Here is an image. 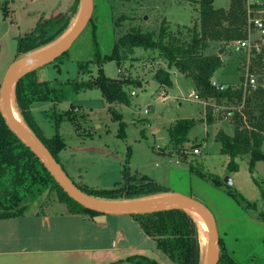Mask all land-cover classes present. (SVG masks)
<instances>
[{"label":"rangeland","instance_id":"1","mask_svg":"<svg viewBox=\"0 0 264 264\" xmlns=\"http://www.w3.org/2000/svg\"><path fill=\"white\" fill-rule=\"evenodd\" d=\"M93 1L94 11L90 23L60 61L47 65L39 71L38 75L42 76L43 80L66 83L95 79L98 77L100 60L110 55L117 40L132 29L145 33H158L164 20L175 28L192 27L199 18V0ZM3 2L8 5L5 4L6 10L0 6V91L10 66L19 59L17 49L22 38L31 33L40 21L60 15L73 17L70 27L62 35L64 36L72 29L81 11L80 3L77 13L72 15L75 0H3ZM230 3L231 0H214V6L217 9H228ZM5 11L8 13L7 16ZM251 38L252 46L247 49L238 48L231 43L211 44L206 51L207 54L219 55V51L226 47L220 56L222 59L227 58L223 60V67L214 76V82L240 88L249 76H253L258 84L264 86V76L250 70L255 57L259 55L254 45L264 38H261L256 31ZM86 62L90 63V74L80 72V64ZM102 68L109 79H124L133 83L126 87L128 97L124 103L109 104L99 87L82 91L77 95L74 101L75 109L72 111L76 113V116L80 115L81 120L77 126L64 121L59 127V135L65 147L59 152L58 160L69 178L75 184L94 192L119 189L124 188L126 184L123 171L128 168L132 175L139 178L144 176L146 180L152 179L171 192L190 194L192 198L202 202L217 215L214 207L215 200L209 194V189L216 187L212 177L220 178L225 183V178L230 177L231 172L228 169L226 172L224 169L228 157L221 153L222 147L216 140V133L220 130L229 135L233 133L232 117L226 118L227 111L231 107L222 105L216 109L215 105L212 106L216 109L214 122L208 125L206 109L212 105L209 104L211 101L206 106L204 100H196L194 82L184 77L176 68L170 69L167 63L152 51L145 52L137 49L132 59L123 62L121 66H118L115 61H108L102 64ZM159 69L170 73L172 87L162 86L154 79ZM164 91L165 99L159 97ZM133 92L135 95H132ZM14 99L16 104V94ZM46 106L37 104L36 108L44 110ZM70 106L71 103L64 102L59 105L58 110L65 112ZM39 111L40 109H37L35 112L36 122L44 136L51 138L56 134L55 129ZM19 113L21 115L20 111ZM115 114L119 116V119H115ZM182 120L195 121V125L189 133V141L175 147L170 138V129ZM180 147L190 150L191 153L193 149L199 147L201 154L181 157L178 154ZM178 157L181 161L187 160L207 177L199 176L191 168L177 166L175 162ZM236 162L240 167V177L247 186L243 189L244 193L247 192V196L252 198L249 193L251 185L256 193L255 201L251 202L257 203L258 209H248L233 197L231 198L245 213L259 217L262 213L259 211H264V201L254 179L264 188V161L256 164L253 173L249 170V156L240 157ZM199 177L201 181L198 180ZM198 183H201L205 192L197 189ZM229 187L237 191L233 185L227 184L222 189L227 191ZM168 195L171 194L164 196ZM142 199L144 198L137 200ZM55 201L58 202L56 194L47 192L37 201L29 204L27 214L45 211L51 216L50 204ZM56 207L58 210L66 209L62 204H57ZM108 217L111 221L118 222L119 229L124 232L123 235H126L123 245H116L115 241L113 243L116 247L124 246L120 248L122 250L120 258L128 259L131 256L144 255L155 259L160 264H176L157 248L153 238L145 235L139 222L132 215H109ZM197 226L199 228L198 223ZM87 227L89 224L87 226L84 224L82 229L83 237L89 242L85 246L95 247L97 242L94 241L95 238L92 239L94 226L90 224L92 228ZM107 233L109 235L111 230ZM103 237L102 241L105 243L102 246L110 245L111 239ZM254 239L252 234L244 237L246 245L245 249H242L244 254L242 257L247 256V249L251 247ZM77 242L76 239L67 240L66 247L81 246ZM47 244L52 243L49 241L45 245ZM248 245L249 248H247ZM128 249L133 251L127 252ZM249 254V260L243 261L242 264H251V259L254 260L253 264H264L262 246L250 248ZM104 262L103 260L98 264ZM123 264L131 263L123 261Z\"/></svg>","mask_w":264,"mask_h":264},{"label":"trees","instance_id":"2","mask_svg":"<svg viewBox=\"0 0 264 264\" xmlns=\"http://www.w3.org/2000/svg\"><path fill=\"white\" fill-rule=\"evenodd\" d=\"M5 4L8 5L1 0L0 6L4 10H6ZM79 5L80 0H75L72 15L77 13ZM198 8L199 18L192 27L172 28L164 20L158 33H145L132 29L120 37L112 53L100 60L98 77L95 79L66 83L41 80L38 75L40 69L18 81L15 92L17 108L22 117L24 116L28 128L58 162L59 152L65 147L59 135L60 123L68 121L77 126L81 120V116H76L72 111L75 109L74 101L77 95L82 91L99 87L109 104L126 102L128 97L126 87L133 82L107 78L102 64L115 61L121 66L123 62L132 59L137 49H142L145 52L157 53L170 69L174 67L184 77L191 79L198 97L207 102L213 101L216 109L222 105L231 109L242 107L241 112H233V135L220 130L216 140L221 144V153L230 158L227 168L229 172L239 170L236 159L244 156H249V170L251 173L254 172L256 164L264 161V86L258 84L260 87L251 93H245L243 84L240 88L229 85L223 91L216 89L212 82L215 73L223 67L224 61L222 56L206 52L212 43L228 45L235 41L249 40L250 31H253L248 23L246 3L244 0H231L228 9H217L214 0H199ZM5 14L8 15L7 11ZM72 19L73 17L60 15L40 21L31 33L20 40L17 58L57 41L70 27ZM259 42L258 40L257 43ZM261 45V49L256 51L259 55L255 57L250 70L264 76V41ZM63 56L52 64H56ZM89 64L88 62L80 64V72L90 74ZM154 79L162 86H173L171 75L167 70L159 69ZM64 102L71 103V106L69 110L59 112L58 106ZM36 104L49 105V108L42 113L55 129L56 134L51 138L44 136L36 122L33 112V106ZM212 106L214 105L206 109L208 125L214 122L216 109ZM118 117L115 114V119H119ZM194 125L195 121L182 120L171 127L170 138L175 147L189 141L188 136ZM183 162L188 163L187 160ZM190 168L199 176L207 177L192 164ZM123 172L126 181L124 188L94 192L76 185L87 195L105 201L137 200L166 195L170 192L152 179L146 180L144 176L139 178L132 175L128 168ZM212 178L217 188L226 186L220 178ZM136 181L137 183H132ZM254 181L264 201V188L256 179ZM47 192L51 194L54 192L58 202L64 204L70 214L91 218L101 216L100 213L83 207L64 192L39 157L11 131L0 113V219L26 215L29 204L37 201ZM227 192L244 207L257 209V203L249 201L240 192L231 187L227 188ZM133 217L139 222L145 235L153 238L157 248L174 263L202 264L201 234L197 223L188 212L169 210L137 214ZM260 218L264 221V213L260 214ZM127 261L132 264H160L144 255L131 256ZM219 264H237L228 254L221 239Z\"/></svg>","mask_w":264,"mask_h":264},{"label":"crops","instance_id":"3","mask_svg":"<svg viewBox=\"0 0 264 264\" xmlns=\"http://www.w3.org/2000/svg\"><path fill=\"white\" fill-rule=\"evenodd\" d=\"M226 59V57H223V60ZM40 79L43 80V77L41 76ZM139 86L142 87V84L139 83ZM163 96L166 97L165 91L161 92L159 97L165 99ZM209 104L215 105L213 101ZM36 106L37 104L33 106L34 114L37 109H40L39 113H42L49 108V105L44 110L43 108H36ZM176 159V161H181L179 157ZM229 161L230 158L228 157L224 167L226 172ZM240 173V167L237 172L230 173L229 178L232 180L233 186L246 199L255 201L256 193L251 188V185L249 188L251 192L249 190V193L252 195V198L247 196V192L244 193L243 189L247 186L242 181ZM198 180L201 181L200 177ZM197 189L205 192L201 183H198ZM169 194L191 197L190 194L183 192L170 191ZM209 194L215 200L214 207L217 215L210 208L209 210L215 217L219 238L223 241L228 254L237 264H242L243 261L247 262L249 260L250 248L262 246L264 262V221L260 216H252L249 213H245L234 202L228 192L222 188L213 187L209 189ZM57 204L62 203L55 201L50 204V209L52 210L51 216L53 218L50 214L45 213V211H35L33 214H26L17 218L0 219V264H95L94 262L98 264L103 260L105 261L103 264H123V261H127V258H120V254L122 253L121 249L124 246L116 247L113 245L114 241L116 245H123L126 239V235H123L124 232L118 227V222L111 221L108 216L101 215L91 218L83 215L70 214L64 204H62L66 208L64 210H58L56 207ZM259 212L264 213V211ZM84 224L86 226L89 224V227H87L89 229L92 228H90V224L94 226L92 239L95 238L94 241L97 242V246H85L89 242L82 234L84 232L82 230ZM108 230H111L109 235L107 233ZM74 232H76L75 235ZM248 234H252L253 239L256 237L257 239L252 241L250 248L248 245L247 256L242 257L244 255L242 249H245L246 245L244 237ZM103 236H105V239L107 237L111 239L110 245L106 244L107 246H102L105 243V241H102L104 239ZM70 237H75L73 239L78 240L77 243H80L81 246H77L76 248L66 247L68 246L67 240L73 241ZM49 241L52 244L45 245ZM130 250L133 251L132 249L126 251L129 252ZM250 261L251 264L254 263L253 259Z\"/></svg>","mask_w":264,"mask_h":264},{"label":"water","instance_id":"4","mask_svg":"<svg viewBox=\"0 0 264 264\" xmlns=\"http://www.w3.org/2000/svg\"><path fill=\"white\" fill-rule=\"evenodd\" d=\"M80 3V21L67 36L63 39L60 38L47 47L42 48L43 50L40 49L32 54L17 59L10 67L0 91V113L2 117L11 131L14 132L15 135L39 157L64 192H66L77 203L89 210L98 212L102 216H133L137 214H151L169 210H184L186 212L188 210H192L200 214L206 220L209 228V246L204 251L202 264H219L220 238L217 231L216 220L209 208L202 202L191 197L172 194L171 195L173 197L170 198L168 197L154 201H145L129 206L110 204L111 202L116 201H105L93 198L84 193L69 178L57 159L38 140L33 132L30 129L27 131L19 125V123L12 116L9 109L10 96L13 88L15 95V89L18 81H20L27 74L52 64L66 54L90 23L94 11V1L81 0ZM225 49L226 47L221 49L219 51V55H222ZM175 164L183 168L190 167V164L187 162L176 161ZM224 181L227 185H233V182L229 177H226Z\"/></svg>","mask_w":264,"mask_h":264},{"label":"built area","instance_id":"5","mask_svg":"<svg viewBox=\"0 0 264 264\" xmlns=\"http://www.w3.org/2000/svg\"><path fill=\"white\" fill-rule=\"evenodd\" d=\"M246 3V8H247V16H248V23L250 26V29L254 32H258L261 36V38H264V0H244ZM253 32L250 31V38L249 40L246 41H235L232 42L231 44L236 45L238 48H250L252 46V34ZM264 40L260 41L259 43H257L255 46V48H257V50H259L260 45L263 43ZM212 85L220 90L223 91L227 88L226 85H222V84H218L216 82H212ZM244 87V91L245 93L249 92H253L256 91L260 86L258 85L256 79L253 76H249V78L245 81V83L243 84ZM132 95H135V92L132 93ZM193 96V95H191ZM196 100H201L198 95L196 94L195 96ZM203 101V100H202ZM205 105H208L207 101H204ZM242 107H236L233 109H228L227 111V115L226 118L232 117L233 116V112L237 111V112H241ZM181 157H189L191 155H200L201 154V150L199 148H195L193 149V152L191 153L190 150H187L185 148H182L179 150L178 153Z\"/></svg>","mask_w":264,"mask_h":264},{"label":"bare ground","instance_id":"6","mask_svg":"<svg viewBox=\"0 0 264 264\" xmlns=\"http://www.w3.org/2000/svg\"><path fill=\"white\" fill-rule=\"evenodd\" d=\"M80 21V16H78V18L76 19V22L74 23V26L72 27L71 30H69L63 37L62 39L67 36L79 23ZM73 24V23H72ZM43 50V49H42ZM41 50V51H42ZM32 54V53H31ZM29 55V54H28ZM17 100V99H16ZM9 109L10 112L12 114V116L15 118V120L19 123V125H21L23 128H25L27 131L29 130L28 126L25 124L22 116L20 115L16 104H15V99H14V88L11 91V96H10V103H9ZM24 117V116H23ZM175 195V194H174ZM170 198L173 197L172 195H168V196H164V195H159V196H154V197H148V198H144L142 200H125V201H119V202H111L110 204H117V205H125V206H129V205H134L136 203H140V202H145V201H154V200H159V199H165V198ZM189 215H191L193 217V219L198 223L199 225V229H200V234H201V247H202V260H203V255H204V251L206 248H208L209 246V231H208V224L206 222V220L197 212L192 211V210H188L187 211Z\"/></svg>","mask_w":264,"mask_h":264}]
</instances>
